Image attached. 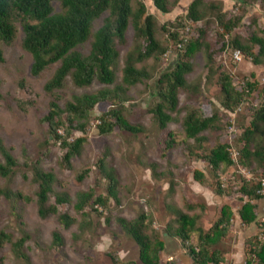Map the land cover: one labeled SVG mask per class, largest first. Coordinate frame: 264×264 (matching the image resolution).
Listing matches in <instances>:
<instances>
[{"label":"rangeland","instance_id":"1","mask_svg":"<svg viewBox=\"0 0 264 264\" xmlns=\"http://www.w3.org/2000/svg\"><path fill=\"white\" fill-rule=\"evenodd\" d=\"M147 12L157 20L156 38L167 44L166 29H175V20L187 12L192 0H170L172 9L161 13L154 8L150 0H141ZM213 3L227 13L242 15V22L236 33L246 37L252 30L264 37V9L259 3H252L244 12L236 0H205ZM58 9V3H55ZM214 12L197 23L187 21L178 27L180 34L191 36L199 27L207 25L206 40L214 42L218 25L214 23ZM102 20L94 23V29ZM22 31L18 25L16 38L6 44L0 41L3 60L0 61V141L10 149L19 166L8 177L0 176V188L19 190L32 200L0 198V230L11 235L14 241L24 234L28 238L22 248V254L28 257L18 258L13 252L11 242L0 246V264H112L114 256L121 264H141L138 258V246L118 222L119 218L131 220L145 213L147 233L157 235L165 243L160 253V264H193L181 240L167 230L177 227L175 210L196 215L198 227L204 231L211 228L220 215L222 205L228 204L233 211L231 226L224 238L215 246L226 258L227 264H246V253L256 237L264 240V175L255 162L241 165L239 150L243 143L239 140L244 127L251 119L250 106L259 103L257 92L247 97L239 107L226 110L221 106L222 95L217 82L220 71L228 72L236 86L243 80L255 76L259 86L264 85V61L254 65L249 57L226 46L224 50L213 54L211 69L203 51L192 59V70L186 75L187 86L178 92V105L172 113L173 120L165 129H160L150 109L156 104L155 81L163 70L171 69L177 53L171 48L160 60L148 58L138 67H144L150 74L148 79L129 88L123 113L126 119L140 128L132 133L117 128L108 134H100L97 129L99 115L110 108L108 103L97 104L90 112L84 143L78 156L72 158L71 168L61 166L64 153L58 143L46 142L47 124L42 121L48 111L49 102H56L63 108L73 96L93 93L103 88L112 89L121 84L122 68L126 53L134 44V32L130 26L126 32V42L119 47V59L116 76L112 84L94 81L88 86L74 85L67 77L63 86L50 94L44 88L53 75L57 64L50 65L38 76L30 72L32 58L21 45ZM227 41L228 37L224 38ZM89 39L79 49L87 53ZM170 44V42H168ZM216 44V45H215ZM214 48H220L221 42ZM189 109H197L203 115H211L219 110V127L207 130L201 147L193 139H188L182 126V120ZM83 135L73 132L69 139ZM173 143L167 146V141ZM218 141L230 145L234 165L225 167L220 176L221 186L227 194L218 195L214 191L215 179L207 162L201 158ZM255 143L264 144V136L256 134ZM253 142V144H255ZM105 154V166L111 169L117 179L118 203L109 198L106 207L95 205L97 212L90 211L82 217L73 207L78 191L91 188L96 195L107 196V179L96 167V162ZM38 160L45 171L53 172L57 181L53 184V193L48 202L54 203V193L65 192L70 201L59 205V213L66 214L70 222L64 226L57 215L49 214L42 218L38 214L36 191L38 185L32 180L30 162ZM0 161H3L0 155ZM27 163V164H26ZM28 165V166H27ZM83 169H89L80 181L78 175ZM204 174V181L194 178V171ZM243 180L250 185L261 182L263 197L256 200L257 220L243 225L237 214L241 205L238 188ZM246 200V196L243 197ZM84 219L83 228L79 227ZM57 232L62 244H53V233ZM196 243V235L191 239Z\"/></svg>","mask_w":264,"mask_h":264},{"label":"trees","instance_id":"2","mask_svg":"<svg viewBox=\"0 0 264 264\" xmlns=\"http://www.w3.org/2000/svg\"><path fill=\"white\" fill-rule=\"evenodd\" d=\"M156 10L169 13L172 9L170 0H150ZM239 8L246 11L252 3H259L264 9V0H236ZM58 3V9L55 8ZM214 12V23L219 29L216 31L215 43L221 42L220 48H214V42L206 40L207 25L199 27L196 34L185 36L179 33L178 27H183L187 21L197 23ZM101 19L102 23L94 29V23ZM242 15L227 13L213 3L205 0H192L185 15L175 20V29H166L167 44L156 38L157 20L147 12L141 0H0V41L6 44L16 38L18 25L22 31V48L32 58L30 72L38 76L50 65L57 64L51 78L44 88L50 94L61 88L67 77L71 78L74 85L84 87L97 81L102 84H112L115 80L116 66L119 59V47L126 42V32L131 26L134 32V44L126 53L122 68L121 84L112 89L103 88L93 93L73 96L62 108L56 100L49 102L48 111L42 121L47 124L46 142L58 143L64 150L61 157V166L71 168L72 158L78 156L84 143L91 110L100 103H108L110 108L99 115L97 129L100 134H108L113 129L137 133L140 128L131 124L125 117L123 110L127 101V92L130 87L143 82L150 77L144 67H138L148 58L160 60L163 54L174 48L177 60L171 69L163 70L155 81L156 104L150 109L160 129H165L173 120L172 113L178 105V92L187 86L186 75L192 70L193 57L203 51L207 64L211 69L213 54L224 50L226 46L241 52L249 57L254 65L264 61V37L253 30L243 37L236 33L242 22ZM264 33V30H262ZM225 37H228L225 41ZM89 39L90 47L83 53L79 47ZM170 42V44L168 43ZM216 45V44H215ZM3 60L0 49V61ZM253 74L236 86L232 75L225 71L218 74V85L222 95L221 106L226 110L239 107L248 96L257 92L259 103L250 106L251 119L244 127L239 140L243 143L240 148L239 162L249 165L255 162L264 175V144L255 143L256 134L264 136V85L259 86ZM1 98V92H0ZM218 112L203 115L197 109H189L182 120L183 130L188 139H193L201 147L205 140L204 132L219 127ZM73 132H82L83 135L69 139ZM253 142L255 144H253ZM173 140L167 141L170 147ZM0 176L8 177L19 166L17 159L10 149L0 141ZM209 165L215 179L214 191L218 195L227 194V189L221 186L220 176L225 167L234 165L230 145L218 141L214 146L201 156ZM32 180L38 185L36 191V204L40 217L49 214L57 215L61 223L68 227L70 222L66 214L59 213V205L68 203L69 196L65 192L54 193V203L48 202L53 193V184L57 178L53 172L45 171L38 160L30 162ZM27 164V163H26ZM28 166V165H27ZM96 167L104 178L107 179V196L96 195L93 188L78 191L73 203L74 209L86 217L90 211L97 212L94 207H106L108 199L112 198L118 203L117 179L111 169L105 166V154L98 159ZM89 169H83L78 175V180L87 175ZM194 178L198 182L204 181V174L200 170L194 171ZM261 182L249 184L245 180L238 188L241 205L237 210L240 222L250 225L257 220L256 200L263 197ZM246 196V200L243 197ZM19 199L30 202L32 199L19 190L10 191L0 188V198ZM177 227L167 230L172 236L181 240L193 264H227L224 254L215 246L224 238L231 226L233 211L228 204L222 205L220 215L211 228L207 231L198 227L196 215H189L180 210H175ZM148 217L141 213L131 220L119 218L118 222L130 235L138 246V258L141 264H160V253L165 243L157 235L147 233ZM84 219L79 227L83 228ZM264 228V220L260 224ZM196 235V243L191 239ZM53 244L61 245L62 239L57 232L53 233ZM28 238L24 234L11 241V235L0 230V246L11 242L13 252L18 258L28 257L22 254V248ZM246 264H264V240L256 237L250 244L246 253ZM112 264H121L114 256L110 257Z\"/></svg>","mask_w":264,"mask_h":264},{"label":"built area","instance_id":"3","mask_svg":"<svg viewBox=\"0 0 264 264\" xmlns=\"http://www.w3.org/2000/svg\"><path fill=\"white\" fill-rule=\"evenodd\" d=\"M241 53L239 51L235 52V56L238 58Z\"/></svg>","mask_w":264,"mask_h":264}]
</instances>
